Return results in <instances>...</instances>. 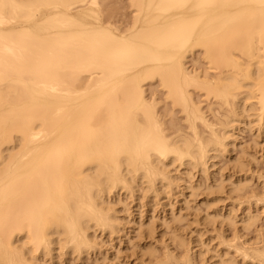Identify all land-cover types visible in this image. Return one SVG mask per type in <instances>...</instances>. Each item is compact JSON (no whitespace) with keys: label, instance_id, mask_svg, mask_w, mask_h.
I'll return each instance as SVG.
<instances>
[{"label":"bare ground","instance_id":"6f19581e","mask_svg":"<svg viewBox=\"0 0 264 264\" xmlns=\"http://www.w3.org/2000/svg\"><path fill=\"white\" fill-rule=\"evenodd\" d=\"M127 1L130 21L120 30L103 20L98 0H0V264H34L55 250L87 256L97 230L117 232L111 198L131 196L137 182L170 196L183 176L172 167L204 173L235 146V132L264 127V0ZM195 52L203 73L186 65ZM153 81L181 112L187 136L164 128L145 93ZM192 89L223 111L215 123ZM236 184L229 187L241 193ZM65 220L79 243H67ZM262 244L239 253L264 264ZM170 253L152 257L194 261Z\"/></svg>","mask_w":264,"mask_h":264},{"label":"rangeland","instance_id":"374dc122","mask_svg":"<svg viewBox=\"0 0 264 264\" xmlns=\"http://www.w3.org/2000/svg\"><path fill=\"white\" fill-rule=\"evenodd\" d=\"M98 3H100L99 8L104 21H109L113 25L115 24L120 30L128 25L131 11L128 7L127 0H98ZM187 62L189 63L186 65H188V69L191 67L190 70L198 72L202 70L201 73H203V69L207 68V65L198 52L192 54ZM206 72L209 74L208 78L210 79L214 78L217 73V71L210 69ZM207 73L206 76H208ZM191 91L193 92L191 94L192 99H194L193 102L195 103L196 101L195 104L197 106L200 105L199 108L206 115L207 120L209 119L215 123L216 121L214 122V119L216 120V117L217 119L221 118L220 114L222 115L223 111L214 105V99L207 97L201 90L192 89L190 93ZM145 93L148 100H154L157 103L156 111L160 119L162 118L163 125L165 124L164 128H168L166 131H171L173 128L174 130L169 131V134H172V132L181 134L183 132V135L187 136V126L184 122V117L181 116L182 114L177 107H173L169 104V101L164 99V92L158 87L157 81L150 82L148 85L146 84ZM250 102L253 103L254 101L252 100ZM209 107L213 113H210ZM212 114L215 116H212ZM173 123L174 126L172 125ZM254 126V123H252L251 129L249 128L248 130L245 128L241 132H235V146L230 149L231 151L228 154L214 160V166L212 168L209 167L204 173H201L198 169H193L192 172L191 168L189 171L187 170L189 168L181 167L177 168L178 171L176 168L170 167L172 170H176V175L178 171V175L176 176L175 172L169 168L172 172L170 174H173L176 178H179L181 174L183 176L187 174V177L181 176V179L179 178L177 180L179 183L174 187L175 189L170 196L163 195V199L162 196H159L160 198L154 197L153 194L151 196L149 190L145 189L147 185L144 184L143 186L137 182L136 185L138 188L135 186V189H137H134V193L131 195L132 197L121 195L119 196V200L116 197L111 198L112 201L111 199L109 201L113 205L112 210L117 208L116 210L118 211L116 212V216L119 218V222L117 221V232L111 233L110 235V233L108 234L107 232L104 233L97 230V235L95 234V239L93 238L96 247L94 246L95 249H92V252L90 251L87 256L85 253L80 255L82 258L80 256L75 257L76 254L69 257L70 254L64 256L67 253L62 254L61 251L55 250L52 252L53 254L56 252L54 255H48L52 259L46 258L47 255L44 257L45 259L38 257L37 260L39 259V262L35 261L34 264H45V262L47 264H159L161 262L159 257L164 260L165 254L169 252L174 253L173 256L175 254L181 256L186 252L182 256L185 258L187 255H190L188 258L194 260L192 264H219L217 261L219 257H224L223 264H259L257 261L244 255L245 252L249 254L252 251H250L251 248L253 250L260 248L263 245L262 243H264V127L262 126L258 129ZM198 128L200 132L204 131L202 126L198 125ZM184 132L186 133L184 134ZM255 133H259L260 135L256 136ZM239 157L242 159L241 163L243 165L239 162L242 169H239L241 167L235 161L239 160ZM183 171L185 172L183 173ZM179 172L181 173L180 175ZM242 180H244L246 185L242 183ZM213 181L215 182L214 184ZM221 181L222 183H220ZM237 181L241 183V187L243 186L244 192L239 187L242 194L239 190V192L237 191L241 197L238 196L236 191L232 192L231 187L237 185ZM228 183H231V185ZM216 185H219L217 186L218 189H216ZM145 190L149 194H145ZM192 191L193 193L191 194ZM143 194L146 196L142 197ZM147 195H150L149 197L152 198L149 199ZM249 214L252 216L253 221L251 220V222L253 224L242 226L244 224V222L242 223L243 218ZM227 215H230L231 218L226 224L225 220L229 219L226 218ZM205 216L210 218L206 219ZM220 219L222 222H220ZM207 220H211V222ZM229 223L232 226H229ZM171 231L175 232L174 234L176 235L178 233L184 241L182 247H177V244L172 241V237L170 236ZM223 240L227 241V243ZM222 242L227 245V248ZM254 245L257 247H254ZM199 247L202 249L200 250ZM204 248L206 249L204 250ZM151 249L154 254L157 251L155 255L159 258L158 263V260L154 259L156 257L153 254L152 256L154 258L151 255L148 257L147 253V255L144 254L147 250L150 252ZM234 249L235 251L238 250V253ZM242 249L245 252L243 250L242 254H240ZM58 253L63 256L61 257ZM213 253H215L214 256ZM176 255L174 257L175 259L177 257ZM241 255L243 257L245 256V258ZM179 256L177 259L180 261L183 257L180 258Z\"/></svg>","mask_w":264,"mask_h":264},{"label":"clouds","instance_id":"9594fccd","mask_svg":"<svg viewBox=\"0 0 264 264\" xmlns=\"http://www.w3.org/2000/svg\"><path fill=\"white\" fill-rule=\"evenodd\" d=\"M102 225L106 226V224L103 223ZM65 235L67 237V243L70 246L80 242V237L76 226L67 220H65Z\"/></svg>","mask_w":264,"mask_h":264}]
</instances>
